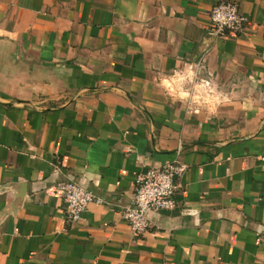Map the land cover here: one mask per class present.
I'll list each match as a JSON object with an SVG mask.
<instances>
[{"label":"crops","instance_id":"crops-1","mask_svg":"<svg viewBox=\"0 0 264 264\" xmlns=\"http://www.w3.org/2000/svg\"><path fill=\"white\" fill-rule=\"evenodd\" d=\"M217 1L0 0V264H264V0L221 39ZM172 162L134 236L135 175ZM67 179L102 199L75 222Z\"/></svg>","mask_w":264,"mask_h":264},{"label":"built area","instance_id":"built-area-1","mask_svg":"<svg viewBox=\"0 0 264 264\" xmlns=\"http://www.w3.org/2000/svg\"><path fill=\"white\" fill-rule=\"evenodd\" d=\"M208 18L209 34L220 39L240 34L247 24L238 4L231 0L215 2L208 11ZM186 168V164L172 162L151 166L135 175L131 202L120 212L134 236L149 229L150 212L173 208L176 180ZM54 189L61 195L65 219L69 222L77 221L89 204L102 202L91 190L73 179L57 182Z\"/></svg>","mask_w":264,"mask_h":264},{"label":"clouds","instance_id":"clouds-1","mask_svg":"<svg viewBox=\"0 0 264 264\" xmlns=\"http://www.w3.org/2000/svg\"><path fill=\"white\" fill-rule=\"evenodd\" d=\"M168 84V82L167 81H165V85H167ZM182 95H186V93H181Z\"/></svg>","mask_w":264,"mask_h":264}]
</instances>
